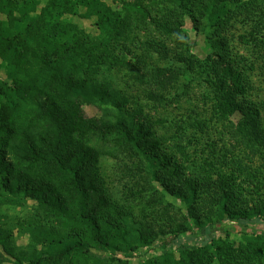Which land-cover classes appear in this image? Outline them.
<instances>
[{"label": "trees", "instance_id": "16d2710c", "mask_svg": "<svg viewBox=\"0 0 264 264\" xmlns=\"http://www.w3.org/2000/svg\"><path fill=\"white\" fill-rule=\"evenodd\" d=\"M237 15L264 52V0H0V264H264V98L222 35ZM186 18L213 29L203 60ZM197 79L184 115L146 111Z\"/></svg>", "mask_w": 264, "mask_h": 264}, {"label": "rangeland", "instance_id": "374dc122", "mask_svg": "<svg viewBox=\"0 0 264 264\" xmlns=\"http://www.w3.org/2000/svg\"><path fill=\"white\" fill-rule=\"evenodd\" d=\"M68 20L81 28H87L88 30L91 29L90 23L88 21L81 20L77 16L70 17ZM148 31L149 30L142 28L135 33V35L137 36L135 37L136 40L134 42L135 47H138V43L141 44L142 41L148 39L150 35L154 34L153 30L151 32ZM212 32L213 29H211L210 27H207L204 32L196 31L193 27L192 20L186 18L184 21V27L181 36L187 39L188 43L193 46V48L191 49V53L198 59L203 60L210 52L207 47L206 38L210 37ZM257 32L258 29L255 25L254 20L242 15H237L234 17V19L229 21L228 25L224 29V32H222V35L228 40L229 48L233 53V58L236 60L237 65L239 64L244 68V73L247 75L248 80L252 85L250 94L253 101H258L264 98V52L259 50V48L256 47V45H254L251 40L252 37H257ZM166 41L170 49H173L174 45L177 43V40H175L174 38H169ZM116 76V80L119 82V88H123V85L120 84L121 79L118 75ZM200 83L203 84V86H200ZM204 87L205 84L202 82V80L198 79L190 82V85L188 87L182 86L178 91L179 97H171V99L176 101L182 100L181 104H183L185 100L186 102H188V104H183V108L180 106L182 109H178L177 105L175 103H172V105H168L164 108H160L159 110L154 111L153 104L145 101V99H142V102L148 104L149 107L146 109V111L154 117H180L182 116V114L184 115L187 112L190 102L198 98V93L204 91ZM195 103L198 104V99ZM196 111L199 115H204L202 109H196ZM84 112L87 117H101L104 119L110 118V115L113 114L110 106H84ZM254 221H256L254 225L257 228V231H264V218H260ZM226 224H229V222L226 221ZM216 234L220 235V230H218ZM229 234L234 240L238 241L240 238L239 234H235L231 230ZM207 240V235H200V237H198L197 239L193 238L190 239L189 242H184L182 244L197 246L204 244V242H207ZM177 247L178 245H173L171 246V249H177ZM161 252V245L155 244L149 248L141 249L130 260L133 263H136L138 260H147L152 256H158Z\"/></svg>", "mask_w": 264, "mask_h": 264}]
</instances>
